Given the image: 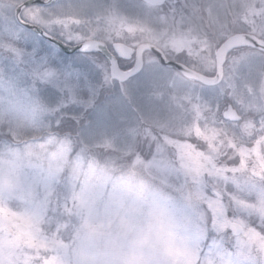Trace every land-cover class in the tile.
Segmentation results:
<instances>
[{"label": "snow or ice", "instance_id": "1", "mask_svg": "<svg viewBox=\"0 0 264 264\" xmlns=\"http://www.w3.org/2000/svg\"><path fill=\"white\" fill-rule=\"evenodd\" d=\"M0 264H264V0H0Z\"/></svg>", "mask_w": 264, "mask_h": 264}]
</instances>
